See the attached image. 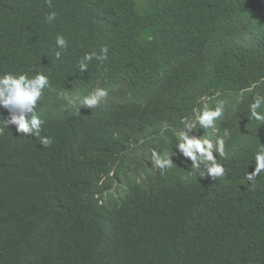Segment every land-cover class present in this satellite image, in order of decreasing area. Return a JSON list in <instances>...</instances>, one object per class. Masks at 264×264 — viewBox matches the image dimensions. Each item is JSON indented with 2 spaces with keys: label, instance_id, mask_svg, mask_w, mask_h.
<instances>
[{
  "label": "trees",
  "instance_id": "obj_1",
  "mask_svg": "<svg viewBox=\"0 0 264 264\" xmlns=\"http://www.w3.org/2000/svg\"><path fill=\"white\" fill-rule=\"evenodd\" d=\"M50 4L0 0V75L39 72L62 90L120 79L126 89L101 113L116 115L114 126L93 132L65 165L62 142L42 149L50 151L38 165L0 154V264H200L195 254L205 264H264V171L247 179L264 144V125L249 111L264 97V0ZM57 36L68 42L59 60ZM105 47L107 59L80 71L86 54ZM221 102L214 125L195 124L190 136L215 144L230 133L225 156L217 155L224 174L178 202L186 189L178 169L152 168L151 150L176 152V134ZM134 168L141 172L128 173ZM116 180L121 188L112 192ZM125 184L130 192L120 193ZM122 197L123 218L105 252L91 228H101L97 210L119 207Z\"/></svg>",
  "mask_w": 264,
  "mask_h": 264
},
{
  "label": "clouds",
  "instance_id": "obj_2",
  "mask_svg": "<svg viewBox=\"0 0 264 264\" xmlns=\"http://www.w3.org/2000/svg\"><path fill=\"white\" fill-rule=\"evenodd\" d=\"M260 5L262 3L259 2ZM49 6L50 0H49ZM54 11L49 12L46 19L52 22L56 18ZM67 41L63 36L56 37V45L61 51L55 52L57 60L60 59L62 51L67 48ZM98 60L107 59V48H101L100 54H86L79 62L80 71L87 70L88 61L93 58ZM87 83L76 89L62 90L61 88H50L49 77L43 73L37 72L34 76L28 74H13L6 72L0 75V154L11 153L22 163L34 162L39 164L40 158L44 159L50 150L42 153V149L51 147L52 144L62 142L61 159L64 165L69 160L67 155L73 152L84 141L90 137L93 132L104 128L106 124L116 123V115L109 116L101 114L102 112L113 110L109 106L111 103L119 101L118 95L126 89L125 82L120 79L109 80L108 82L97 81ZM112 83V84H110ZM264 105V97L255 98L249 106L251 118L260 121L264 125V113L259 111ZM223 113V103L221 102L214 110H205L202 114L196 116L194 123H186L185 129L178 132L177 142L170 153H166L168 148H164L162 156L155 149L151 150V162L163 172L166 169H178V174L185 170L187 161L191 160L190 167L200 169L201 180L207 181V178L215 180L222 177L224 168L217 162V155L225 156V142L230 137V133L225 131L223 138H218L214 142L209 138L201 139L200 136H190V132L197 131L195 124L204 129L214 125V121L221 117ZM112 126V127H113ZM114 128H112L113 130ZM38 146L36 153L35 146ZM216 155H213V153ZM59 153V151H58ZM173 154V156L169 155ZM177 155V156H176ZM60 159V154H59ZM254 171L248 173L247 179L253 180L262 171H264V144H260L254 157ZM129 171V170H128ZM176 175V176H177ZM114 176V173H111ZM141 186L139 183L132 182ZM181 186H185V181L180 180ZM112 192L121 188L119 181L113 184ZM130 192L128 184H125L120 193ZM137 194L141 195V191ZM98 205L102 206L101 202ZM120 206L111 207L107 212V228L101 233L100 227L91 228V234L96 237L98 234L102 250L108 252L113 250L112 239L115 235L116 227L123 218L122 207L126 205L125 197L118 200ZM205 208L203 205H201ZM158 211L167 213L163 207H157ZM107 209V207H106ZM18 212L13 213L19 217ZM168 214V213H167ZM177 214L171 215L176 216ZM95 220H99L97 217ZM160 236V235H159ZM158 236V237H159ZM178 256H175L177 258ZM44 256L40 258L42 263ZM195 258L200 264H205V257L195 254ZM22 258H20V261ZM29 260H24L28 264ZM1 263V258H0Z\"/></svg>",
  "mask_w": 264,
  "mask_h": 264
},
{
  "label": "rangeland",
  "instance_id": "obj_3",
  "mask_svg": "<svg viewBox=\"0 0 264 264\" xmlns=\"http://www.w3.org/2000/svg\"><path fill=\"white\" fill-rule=\"evenodd\" d=\"M171 143H173L174 146L176 144V142H171ZM172 151L173 150H171V148L169 149V147H168V150L166 151V153L168 154V153H170ZM164 153L165 152H162L161 155L164 156ZM191 164H192V161L191 160L187 161L185 170L182 173H180L179 175L176 176V178H179L180 180L185 181V187H186V189H185V191L183 193L177 194V201L178 202H180L184 198L185 194H187L189 192V190L193 189L194 186L197 183H199L200 180L202 179L201 178L202 166H201L200 169H194V168L190 167ZM152 168H154L156 170L158 169L155 166L154 163L152 165ZM140 172H141V170L140 169H136V168H134L133 171H128V173H130L132 175H135V174L140 173ZM130 174H129V176H131ZM134 204H136V202L135 203H132L130 205H134ZM97 212L100 213V215H98V218H99V221L101 222V230L99 231V233H101L102 230L105 229V228H107V225H108V222H107V212H104L103 214H101V211L100 210H97Z\"/></svg>",
  "mask_w": 264,
  "mask_h": 264
}]
</instances>
